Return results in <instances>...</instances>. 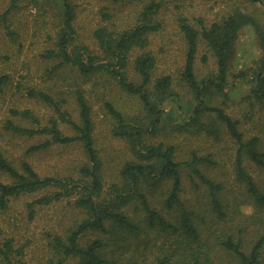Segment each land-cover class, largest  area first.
Listing matches in <instances>:
<instances>
[{"label":"rangeland","instance_id":"obj_1","mask_svg":"<svg viewBox=\"0 0 264 264\" xmlns=\"http://www.w3.org/2000/svg\"><path fill=\"white\" fill-rule=\"evenodd\" d=\"M159 7L151 23L157 30L148 35L149 50L156 58L154 74H169L176 99L166 98L158 104L162 109L161 122L151 130V113L137 95L122 89L114 79L106 75H81L75 67L58 64L57 58H46L45 52L56 47V33L61 26V0H0V13L11 8L6 20L0 19V76L7 81L0 86V152L17 169L26 161L40 176L76 178L78 169L87 163L81 143H52L45 149L28 151L47 136L43 134L14 133L6 129L8 120L24 127L36 128L30 119L13 115L12 111L29 109L42 125L55 118L59 130L68 136L76 131L63 122L52 106L28 96V89L42 90L54 100H64L61 110L79 122V106L75 93L81 89L90 107L93 122L92 136L102 162V179L106 188L118 181L120 167L132 160L128 143L117 136V120L105 106L109 102L119 111L125 125H142L148 144L163 143L175 146V160L188 161L197 155L203 161L199 171L219 191L210 192L188 167L181 168L180 199L191 213L197 230V239H191L179 230L160 232L141 225L142 237H129L115 228L100 234L87 231L80 238L85 246L95 238L107 243L106 257L109 264H156L157 258L166 256L168 264H194L199 254L208 255L214 264H239V259L225 249L222 242L231 239L238 242L242 251L250 252L254 244L263 239L259 263L264 264V206L255 203L247 191L244 180L236 168L237 145L227 134L224 124L215 120L214 113L199 117L202 124L214 127L216 133L195 128L189 116L196 103L194 92L181 78L185 61V45L179 30V19L199 29L214 21L239 13L255 24L246 23L238 31L229 64L227 84L223 94L212 93L204 97L206 104L222 108L238 120V128L244 140L258 139L257 148L264 151V102L254 95V76L260 70L264 48L256 32L258 25L264 36V0L262 3L248 0H156ZM74 8V43L85 44L97 50L93 31L99 26L120 30L130 28L141 21L139 14L149 0H70ZM264 42V40H263ZM140 51L131 52L133 58ZM131 72V68L129 67ZM198 82L214 78L217 73L216 57L201 37L193 62ZM238 72H243L237 76ZM130 79L138 81L130 73ZM206 131V132H205ZM241 162L257 188L264 193V167L252 162L243 153ZM0 181L9 182L0 172ZM168 183L155 185L147 193L151 207L159 211L176 227L180 208L168 212L163 207ZM147 191V190H146ZM220 204L215 208L213 194ZM38 194H22L10 198L8 207L0 209V241L10 238L12 246L21 251L23 264H75L76 258H57L50 249L53 234L64 235L73 228L83 214L71 199H62L47 206L36 207L29 217L27 203ZM125 213L140 216L143 211L137 202L125 209ZM184 234V235H183ZM60 261V262H59Z\"/></svg>","mask_w":264,"mask_h":264},{"label":"trees","instance_id":"obj_2","mask_svg":"<svg viewBox=\"0 0 264 264\" xmlns=\"http://www.w3.org/2000/svg\"><path fill=\"white\" fill-rule=\"evenodd\" d=\"M13 2L15 0H12ZM262 3V0H248ZM62 14L61 26L56 33V47L45 52L46 58H57L55 67L70 65L83 76L106 75L114 79L117 84L130 94L137 95L143 105L151 113L150 126L155 130L161 122L162 109L158 107L166 98L176 99L178 96L172 88V77L169 74H154L156 64L155 56L149 50L148 35L157 30V23L151 20L155 15L159 3L149 0L140 11L141 21L130 28L120 30L108 29L99 26L94 29L92 35L97 50L91 49L85 44L74 43V8L70 0H61ZM12 4L0 13V19L6 20ZM255 24L249 17L243 14H233L222 21H214L208 25H200L195 28L188 23L186 18L179 19V30L185 45V61L181 78L194 92L195 105L192 108L189 121L195 128L207 130L208 134L216 133L214 127L202 124L199 117L204 114L214 113L215 120L224 124L227 134L237 145L236 168L240 179L244 180L247 191L251 194L256 204L264 206V193H262L252 178L244 171L241 157L247 154L248 158L260 167H264V151L257 148L258 139L251 137L244 140L238 128V120L228 115L222 108L206 104L204 97L208 94H223L227 84L229 64L232 59L233 45L238 29L246 24ZM256 32L261 39L264 48V36L258 25ZM199 37L211 48L216 57L217 73L214 78L203 79L198 82L193 71V62L198 46ZM138 49L140 52L133 58L131 52ZM261 67L255 73L253 90L254 95L264 102V57L260 59ZM131 68V72L129 70ZM130 73L138 79H130ZM238 72L237 76L243 75ZM7 78L0 76V86L5 84ZM79 106V122L71 119L67 111L61 110L63 99L59 101L47 92L36 89H28L27 94L31 98L41 100L52 106L59 118L70 125L75 131L74 136L64 135L58 128L55 118L48 119L42 125L37 117L29 109L12 111L24 119H30L36 128H29L8 120L5 127L14 133L28 135L43 134L47 136L40 143L29 147L28 151L45 149L52 143L69 144L80 142L83 152L87 157V163L80 166L76 178L40 176L28 162L23 161L20 169H17L0 152V172L9 182L0 181V209L8 207L10 198L22 194H38L27 203L29 217L33 216L36 207L50 205L62 199H71L76 209L82 212L83 217L76 222L73 228H69L64 235L53 234L50 240L52 253L60 259L76 258L75 264H109L106 257L108 253L107 243L101 238H95L85 246L81 245L80 238L87 231L100 234L111 232L113 229L123 230L129 237H142L141 225L149 229H157L160 232H183L186 237L197 239L198 233L193 224L191 213L184 208L180 199L181 192V168L188 167L200 180L207 184L210 192L220 190V186L213 184L199 171L197 165L203 160L197 155H192L188 161L175 160V146L163 143L148 144L144 134L147 128L142 125H125L119 111L113 108L109 102H105L106 108L117 120V129L114 133L127 141L132 160L122 164L118 172V181L110 183L106 188L102 179V162L97 149L94 146L90 107L81 89L74 91ZM206 132V131H205ZM168 183L167 195L163 199V207L168 211L180 208L177 216L179 227L172 224L159 211L151 207L147 193L155 185ZM147 190V191H146ZM213 194V193H212ZM137 202L143 213L140 216L129 215L125 209ZM215 208H219L215 195L212 199ZM1 233V231H0ZM183 234V235H184ZM263 239H259L250 252L242 251L240 244L231 239L222 242L225 249L232 252L239 259V264H260V249ZM204 254H199L194 264H214L212 259ZM156 264H168V258H157ZM60 262V261H59ZM0 264H23L21 251L12 246L10 238L0 241Z\"/></svg>","mask_w":264,"mask_h":264}]
</instances>
